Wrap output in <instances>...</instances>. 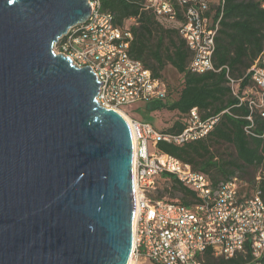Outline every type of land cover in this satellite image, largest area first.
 Masks as SVG:
<instances>
[{
  "label": "water",
  "instance_id": "1",
  "mask_svg": "<svg viewBox=\"0 0 264 264\" xmlns=\"http://www.w3.org/2000/svg\"><path fill=\"white\" fill-rule=\"evenodd\" d=\"M88 0H0V264H128L132 139L53 51Z\"/></svg>",
  "mask_w": 264,
  "mask_h": 264
},
{
  "label": "built area",
  "instance_id": "2",
  "mask_svg": "<svg viewBox=\"0 0 264 264\" xmlns=\"http://www.w3.org/2000/svg\"><path fill=\"white\" fill-rule=\"evenodd\" d=\"M88 1V20L69 28L54 44L53 51L69 57L78 67L90 66L99 83H103L96 101L122 116L127 106L165 99V81L129 56L131 31L115 25L100 0ZM141 1L159 22L178 30L191 52L188 69L192 73L220 70L215 68L212 56L224 0ZM244 77L250 79L252 86L241 94V79L228 77V85L239 103L249 109L243 129L253 135V113L258 112L264 122V49ZM216 121L217 117L201 119L197 108L192 107L187 124L179 133L164 132L133 118L127 122L132 139L134 200L128 264H203L201 254L207 249L215 257L229 259L245 254L247 248L251 264H261L264 192L259 184L260 173L248 190L241 191L245 183L238 178L213 184L207 175L193 171L189 164L158 148L160 142L180 145L201 139ZM164 174L189 187L196 202L187 206L154 198Z\"/></svg>",
  "mask_w": 264,
  "mask_h": 264
},
{
  "label": "trees",
  "instance_id": "3",
  "mask_svg": "<svg viewBox=\"0 0 264 264\" xmlns=\"http://www.w3.org/2000/svg\"><path fill=\"white\" fill-rule=\"evenodd\" d=\"M100 2L102 9L112 14L115 25L131 31L128 48L131 58L140 61L154 77L163 79L162 72L167 65L182 77V86L175 97H171L168 91L163 100L138 103L135 107L149 112L166 109L184 115L185 120H176L171 127L161 130L172 133L183 130L192 107L197 108L201 119L217 117L216 123L203 138L180 145L160 142L158 148L189 164L193 171L207 175L213 184L234 177L242 181L236 176L238 171L244 174L249 167L261 168L264 165V122L261 115L255 112L253 135L244 132L249 109L245 104H240L232 93L228 77L241 79L239 94L252 86L250 79L244 75L264 49V0H224L212 56L215 68L220 70L202 74L192 73L188 69L191 52L178 30L159 22L143 8L141 0ZM222 146H227L231 152L219 153ZM261 171H258L261 177L259 184L264 192V172ZM255 176L251 183L244 182L241 191L248 190L254 184ZM153 197L187 206L196 202L194 192L168 174L160 178ZM201 258L203 264L252 263L248 248L245 254H237L229 259L215 257L207 249L202 252ZM260 263L264 264V255Z\"/></svg>",
  "mask_w": 264,
  "mask_h": 264
},
{
  "label": "rangeland",
  "instance_id": "4",
  "mask_svg": "<svg viewBox=\"0 0 264 264\" xmlns=\"http://www.w3.org/2000/svg\"><path fill=\"white\" fill-rule=\"evenodd\" d=\"M163 79L165 83L167 84L168 91L170 93L171 97H175L177 95L178 90L182 86V77L181 75L170 65H167L162 72ZM136 105L127 106L124 109V118L127 117L128 119L133 118L136 120H147L152 125L157 127L160 130L169 128L173 125V123L176 120H185V116L182 114H179L176 111H169L166 109H162L159 111L149 112L147 109H140L138 107H135ZM126 119V118H125ZM127 121V120H126ZM231 149L227 146H222L219 149V153L226 154L230 153ZM261 169V173L264 172V165L261 166V168H252L249 167L245 170L246 173L242 174L241 172H237L236 176L239 178H242V182H248L251 183L252 180H254V176L257 174V172ZM164 185H162L163 187ZM161 187V188H162ZM143 264H152L150 262H145Z\"/></svg>",
  "mask_w": 264,
  "mask_h": 264
},
{
  "label": "bare ground",
  "instance_id": "5",
  "mask_svg": "<svg viewBox=\"0 0 264 264\" xmlns=\"http://www.w3.org/2000/svg\"><path fill=\"white\" fill-rule=\"evenodd\" d=\"M123 116H125V115L123 114ZM125 118H126L127 122L129 123V119L127 117H125Z\"/></svg>",
  "mask_w": 264,
  "mask_h": 264
},
{
  "label": "crops",
  "instance_id": "6",
  "mask_svg": "<svg viewBox=\"0 0 264 264\" xmlns=\"http://www.w3.org/2000/svg\"><path fill=\"white\" fill-rule=\"evenodd\" d=\"M258 173H259V172H258ZM258 173H257V174H258ZM257 174H256V175H257Z\"/></svg>",
  "mask_w": 264,
  "mask_h": 264
}]
</instances>
